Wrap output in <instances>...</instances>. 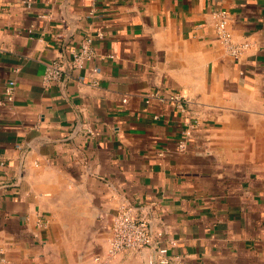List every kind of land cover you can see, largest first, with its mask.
<instances>
[{
  "label": "crops",
  "instance_id": "0c3cea01",
  "mask_svg": "<svg viewBox=\"0 0 264 264\" xmlns=\"http://www.w3.org/2000/svg\"><path fill=\"white\" fill-rule=\"evenodd\" d=\"M217 9L249 43L237 59ZM87 35L98 75L70 65ZM124 205L153 244L107 258ZM158 245L169 264H264V0H0V264H158Z\"/></svg>",
  "mask_w": 264,
  "mask_h": 264
},
{
  "label": "built area",
  "instance_id": "2783aa9c",
  "mask_svg": "<svg viewBox=\"0 0 264 264\" xmlns=\"http://www.w3.org/2000/svg\"><path fill=\"white\" fill-rule=\"evenodd\" d=\"M27 6H29L28 3ZM212 15L214 18L213 30L215 32L216 38L221 42V44L233 58H239L248 48L249 43L247 41L237 42L233 40L232 34L227 27L228 12L225 9H217L213 11ZM93 40L94 38L92 35H87L83 38L79 46L71 51L70 65L76 70H89L92 75H98L100 73V68L97 65L88 66V62L92 61L95 55ZM62 73L63 68L61 63L58 60H53L45 67L41 81L43 85H48L53 81L59 80ZM84 77V74H79L78 76L80 80H83ZM92 83L96 84V81H92ZM13 92L14 82L9 81L4 90L6 101H11L13 99ZM152 98L170 102L180 112H185L183 96L178 92L170 93L168 95L151 92L145 102L148 103L149 99ZM198 125L199 123L197 119L194 118L189 120L186 123V127L183 129L185 137H189L192 131L196 129ZM177 147L179 150L184 149L185 139L179 141ZM41 223L45 224L46 222L42 221ZM160 236L161 233L156 234V237ZM151 244H153V239L147 230L146 221L141 218H136L132 214L131 208L129 206H120L111 220V236L108 240V245L106 248V257L111 258L126 249L149 246ZM157 253L158 264H169L171 262L172 258L168 255V247L164 245H158ZM96 259H98V257ZM0 261H4V258L1 256ZM147 264L154 263L152 260H149Z\"/></svg>",
  "mask_w": 264,
  "mask_h": 264
}]
</instances>
